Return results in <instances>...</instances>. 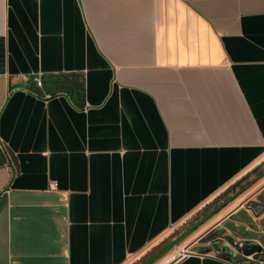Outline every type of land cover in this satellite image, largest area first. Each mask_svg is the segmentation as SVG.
Returning a JSON list of instances; mask_svg holds the SVG:
<instances>
[{
    "label": "crops",
    "instance_id": "obj_1",
    "mask_svg": "<svg viewBox=\"0 0 264 264\" xmlns=\"http://www.w3.org/2000/svg\"><path fill=\"white\" fill-rule=\"evenodd\" d=\"M261 162L264 0H0V264H264Z\"/></svg>",
    "mask_w": 264,
    "mask_h": 264
},
{
    "label": "flooded vegetation",
    "instance_id": "obj_2",
    "mask_svg": "<svg viewBox=\"0 0 264 264\" xmlns=\"http://www.w3.org/2000/svg\"><path fill=\"white\" fill-rule=\"evenodd\" d=\"M264 164V162H261V163H259L255 168H254V170H256L258 167H260L261 165H263ZM264 171V170H263ZM262 196V197H264V188L263 189H260V191L257 193V199H258V197L259 196ZM256 199V200H257ZM251 205V206H250ZM246 207L249 209L250 207H252V200H250L249 202H247L246 203ZM255 207H257V206H255L254 205V208ZM247 211V209H244L243 211H240V212H237L236 214H234L230 219H228L226 222H225V224L223 225V226H220V229L223 231V230H225V231H227L228 229L226 228V225H227V223L229 224V220H231V219H233L234 217H236V216H243V217H245L246 219H248V217H247V215L249 214V213H247L246 212ZM253 213L251 212V216H253L252 215ZM260 218L261 217H258V218H256V217H253V219L255 220L254 222L253 221H251V219L249 218L248 220L249 221H251V222H248V223H246V225L244 226V230L242 231V233L241 234H243L244 232H248L249 233V236L246 238V237H242L241 238V240L245 243V247L242 249L241 248V250H240V254H241V256L243 257V259H253V260H260L261 258H263L264 257V229H262V231H263V235H261L260 234V236H262V238H261V241H259V240H254V239H252V237L253 238H255V237H257V235L255 234V232H258L257 231V226H258V224L260 223L259 222V220H260ZM264 223V222H263ZM247 225L248 226H250V228H247ZM259 227V226H258ZM246 230H248V231H246ZM219 230H215L214 232H211L210 234H209V237L210 238H212V237H214L215 235H217V234H219V233H221V232H218ZM240 230H238L237 231V233H233L234 235H237L238 237H240ZM259 235V234H258ZM233 242L235 241H238V240H236L235 239V237H233V238H231L230 237V235H227ZM241 241V242H242ZM254 243H257V244H260L261 245V248L260 249H258V248H256L255 249V251L253 252V253H250V254H246V251H248V250H251L252 249V244H254ZM227 255H228V257H231V254L229 253V252H227ZM238 256V255H237ZM240 257V256H239Z\"/></svg>",
    "mask_w": 264,
    "mask_h": 264
},
{
    "label": "water",
    "instance_id": "obj_3",
    "mask_svg": "<svg viewBox=\"0 0 264 264\" xmlns=\"http://www.w3.org/2000/svg\"><path fill=\"white\" fill-rule=\"evenodd\" d=\"M33 86H35L34 82L25 81V82H18L16 84H12L11 87L12 88L22 87V88H26L28 90L35 91ZM254 205L257 206V207L254 208ZM249 209L253 213L252 214L253 216L248 214L247 215L248 219L250 218L251 221L254 222L255 220L253 219V217H256V218L261 217L260 220H259L260 223L258 224L259 227L257 226V228H256V229H258V233L260 234L261 232H259V229H264V223H263L264 222V197H262L260 195L257 200H252V207H250ZM248 219H246L243 216H239V217L236 216L233 219L229 220V224L227 223L226 228L228 230H230L234 234L237 233L238 230H240L239 233L241 234L242 231L244 230V226L246 225V223L251 222ZM237 221H242V222H241V224H238V223H236ZM246 231H248V230H246ZM252 239L261 241V238L259 236L255 237V238L252 237ZM256 248L260 249L261 245L257 244V243L252 244V249L246 251V254L253 253Z\"/></svg>",
    "mask_w": 264,
    "mask_h": 264
},
{
    "label": "rangeland",
    "instance_id": "obj_4",
    "mask_svg": "<svg viewBox=\"0 0 264 264\" xmlns=\"http://www.w3.org/2000/svg\"><path fill=\"white\" fill-rule=\"evenodd\" d=\"M263 170H264V164L258 167L256 170H254L250 175L248 176L246 175L244 179L242 177L239 183H237L236 186L234 187L235 193L242 192L241 194H239V196L240 195L242 196L254 190L253 197L256 198L257 193L260 191V189L264 188V171ZM259 232H261L260 234L263 235L262 229H259ZM255 234L259 236L260 238H262V236H260L258 232H255Z\"/></svg>",
    "mask_w": 264,
    "mask_h": 264
},
{
    "label": "built area",
    "instance_id": "obj_5",
    "mask_svg": "<svg viewBox=\"0 0 264 264\" xmlns=\"http://www.w3.org/2000/svg\"><path fill=\"white\" fill-rule=\"evenodd\" d=\"M33 80H34L35 85L38 88H41L42 89V88L45 87L44 73H42V72L35 73L34 76H33ZM239 246L243 249L245 247V243L243 241L242 242H239ZM188 253H189L188 248H183L181 251H179L177 253V255L176 254L174 255V258L176 260H180L184 256H186Z\"/></svg>",
    "mask_w": 264,
    "mask_h": 264
},
{
    "label": "trees",
    "instance_id": "obj_6",
    "mask_svg": "<svg viewBox=\"0 0 264 264\" xmlns=\"http://www.w3.org/2000/svg\"><path fill=\"white\" fill-rule=\"evenodd\" d=\"M44 81H45V87H47L48 85H50V83H55V82H58L60 87H63L64 86L63 81L59 80L55 75L44 74ZM68 89L69 88H66L64 90L67 91ZM50 91H51V89H50Z\"/></svg>",
    "mask_w": 264,
    "mask_h": 264
},
{
    "label": "bare ground",
    "instance_id": "obj_7",
    "mask_svg": "<svg viewBox=\"0 0 264 264\" xmlns=\"http://www.w3.org/2000/svg\"><path fill=\"white\" fill-rule=\"evenodd\" d=\"M181 250H182V249H181ZM181 250H180V251H181Z\"/></svg>",
    "mask_w": 264,
    "mask_h": 264
}]
</instances>
